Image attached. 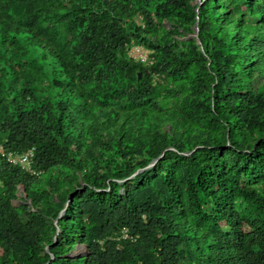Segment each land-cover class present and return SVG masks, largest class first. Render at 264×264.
<instances>
[{"label":"trees","instance_id":"trees-1","mask_svg":"<svg viewBox=\"0 0 264 264\" xmlns=\"http://www.w3.org/2000/svg\"><path fill=\"white\" fill-rule=\"evenodd\" d=\"M0 264H264V0H0Z\"/></svg>","mask_w":264,"mask_h":264},{"label":"rangeland","instance_id":"rangeland-1","mask_svg":"<svg viewBox=\"0 0 264 264\" xmlns=\"http://www.w3.org/2000/svg\"><path fill=\"white\" fill-rule=\"evenodd\" d=\"M195 2L196 3H201L202 0H195ZM193 37H195V33L189 34V35L185 34V36H184V38H182V40H188L189 38H193ZM144 51L145 50H143L142 48H135L134 51L132 52V55L134 57L138 58V59L139 58L140 59H144V58H146V54H147V52L146 51L144 52ZM18 204H20V202L19 201H16L15 202V205H18ZM84 254H87V252L85 251V247L80 246V245H78L77 246V249H75L72 252V256L73 257H75V256H81V255H84Z\"/></svg>","mask_w":264,"mask_h":264},{"label":"built area","instance_id":"built-area-1","mask_svg":"<svg viewBox=\"0 0 264 264\" xmlns=\"http://www.w3.org/2000/svg\"><path fill=\"white\" fill-rule=\"evenodd\" d=\"M146 56H147V54H146ZM142 60L145 61L146 58H144ZM32 155H33V151H30L29 153L22 154L20 156H14L12 153H8V154L4 153L3 157H7L9 159V161L14 162V163H19L23 168H25L30 164V156H32ZM127 237H129V236L126 235V238Z\"/></svg>","mask_w":264,"mask_h":264},{"label":"water","instance_id":"water-1","mask_svg":"<svg viewBox=\"0 0 264 264\" xmlns=\"http://www.w3.org/2000/svg\"><path fill=\"white\" fill-rule=\"evenodd\" d=\"M198 36H199V28H198V24L195 26V37L196 38H198ZM140 77H142L141 75H140ZM155 163V162H154ZM154 163L152 164V165H154ZM151 165V166H152ZM71 200H72V198H71Z\"/></svg>","mask_w":264,"mask_h":264},{"label":"clouds","instance_id":"clouds-1","mask_svg":"<svg viewBox=\"0 0 264 264\" xmlns=\"http://www.w3.org/2000/svg\"><path fill=\"white\" fill-rule=\"evenodd\" d=\"M134 49H135V48H134ZM134 49H133V50H134ZM133 50H132V52H133ZM59 231H60V230H58V232H59Z\"/></svg>","mask_w":264,"mask_h":264},{"label":"bare ground","instance_id":"bare-ground-1","mask_svg":"<svg viewBox=\"0 0 264 264\" xmlns=\"http://www.w3.org/2000/svg\"><path fill=\"white\" fill-rule=\"evenodd\" d=\"M43 136V135H42ZM9 228V227H8ZM4 238V237H3ZM14 244V243H13Z\"/></svg>","mask_w":264,"mask_h":264}]
</instances>
